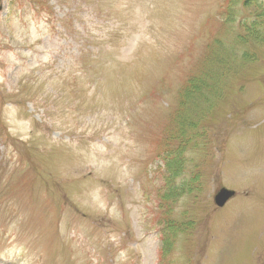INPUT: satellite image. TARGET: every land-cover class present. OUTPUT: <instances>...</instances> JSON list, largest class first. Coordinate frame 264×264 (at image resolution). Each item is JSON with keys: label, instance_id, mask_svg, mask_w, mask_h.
<instances>
[{"label": "rangeland", "instance_id": "1", "mask_svg": "<svg viewBox=\"0 0 264 264\" xmlns=\"http://www.w3.org/2000/svg\"><path fill=\"white\" fill-rule=\"evenodd\" d=\"M0 264H264V0H0Z\"/></svg>", "mask_w": 264, "mask_h": 264}, {"label": "water", "instance_id": "2", "mask_svg": "<svg viewBox=\"0 0 264 264\" xmlns=\"http://www.w3.org/2000/svg\"><path fill=\"white\" fill-rule=\"evenodd\" d=\"M234 195L233 191H230L226 188H222L219 190L217 195L215 196V201L219 206L225 204V202Z\"/></svg>", "mask_w": 264, "mask_h": 264}, {"label": "trees", "instance_id": "3", "mask_svg": "<svg viewBox=\"0 0 264 264\" xmlns=\"http://www.w3.org/2000/svg\"><path fill=\"white\" fill-rule=\"evenodd\" d=\"M168 166H172L173 169L176 171L175 164H173V165H169V164H168ZM169 169H170V168H169Z\"/></svg>", "mask_w": 264, "mask_h": 264}]
</instances>
